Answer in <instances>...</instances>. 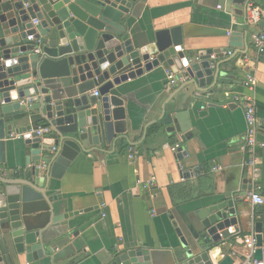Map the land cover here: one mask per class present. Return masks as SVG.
I'll return each mask as SVG.
<instances>
[{
    "label": "crops",
    "instance_id": "0c3cea01",
    "mask_svg": "<svg viewBox=\"0 0 264 264\" xmlns=\"http://www.w3.org/2000/svg\"><path fill=\"white\" fill-rule=\"evenodd\" d=\"M226 2L141 0L128 21L126 38L142 47L153 43L158 31L188 24L244 33V20L236 15L234 7L231 14L222 10ZM252 8L260 11L261 19L257 25L248 23V53L235 63L222 65V83L215 93L188 87L176 94L185 79L170 85L167 73L171 70L162 66L111 93L125 103L132 145L122 140L115 152L80 154L62 179H52L48 196L56 197L54 205L59 207V214L79 212L66 225L49 226L47 247L55 264H107L115 254L131 249L147 250L151 264H179L186 256L185 243L194 245L204 231L202 210L226 200H233L239 207L238 232L218 243L203 241L210 247L213 264L226 256L233 258L234 264H241L242 239L256 231L257 223L264 222V205L252 208L247 199L251 187L245 167L247 125L244 109L234 103L235 95L254 99L262 123L258 139L264 142V57L258 56L252 43V36L264 29V0L255 1ZM228 44L224 36L197 37L185 39L184 47L197 61L202 51L224 50ZM223 55L211 59L227 60V52ZM249 75L254 78L253 90L245 86ZM165 105L167 112L185 113V121L191 126L187 142L182 141V134L169 133L168 126L157 122ZM21 125L31 126L34 132L48 124L34 112ZM24 137L17 130L6 141L0 178L18 179L29 170ZM53 137V133L46 136ZM177 146L187 153L182 160L178 149L173 151ZM258 155L264 196V149ZM214 167L218 170L213 171ZM139 179H152L154 187L144 189L138 185ZM42 216L36 213L32 219L41 224ZM11 254L12 259H6L5 264H51L47 259L30 263L27 255H19L14 249Z\"/></svg>",
    "mask_w": 264,
    "mask_h": 264
},
{
    "label": "water",
    "instance_id": "95a60500",
    "mask_svg": "<svg viewBox=\"0 0 264 264\" xmlns=\"http://www.w3.org/2000/svg\"><path fill=\"white\" fill-rule=\"evenodd\" d=\"M255 1L263 0H227L221 6L228 14L234 7L244 20V33L188 24L160 30L153 43L136 47L126 37L141 0H0V165L6 141L19 130L30 166L18 179L0 178V264L12 259V249L27 255L30 263L47 259L55 264L47 247L49 226L66 225L79 212L59 214L56 197L48 196L52 179H62L80 154H109L122 140L132 145L125 103L111 93L160 66L185 79L176 94L188 87L215 93L222 83V65L248 53V13ZM220 36L228 37V48L202 51L197 61L184 47L185 39ZM226 52L231 55L225 61L211 59ZM34 112L52 128L53 138L38 137L31 126L21 125ZM185 117L167 112L165 105L157 122L168 126L169 133L182 134L185 143L191 130ZM183 155L187 153L181 146L178 158ZM36 213L43 215L41 224L32 219ZM201 217L204 231L194 245L185 243L186 256L179 264H213L203 240L218 243L220 233L228 238L238 232L240 212L233 200L209 206ZM256 232L260 248L261 222ZM261 259L259 249L255 260ZM107 264H151V254L126 250ZM218 264L234 260L226 256Z\"/></svg>",
    "mask_w": 264,
    "mask_h": 264
},
{
    "label": "built area",
    "instance_id": "2783aa9c",
    "mask_svg": "<svg viewBox=\"0 0 264 264\" xmlns=\"http://www.w3.org/2000/svg\"><path fill=\"white\" fill-rule=\"evenodd\" d=\"M261 13L258 9H251L248 13V23L257 25L260 23ZM29 41H33L34 37L31 36L28 38ZM252 43L257 52L258 56H264V29L259 33H256L252 36ZM229 56L230 52L227 53ZM198 60V59H197ZM168 82L170 85L176 86L179 83L183 82V78L177 77L173 72L168 71L167 73ZM254 78L252 75L247 77L245 82V86L249 90H253L254 88ZM97 95V93H95ZM234 103L240 105L244 109L245 120H246V136H245V148L247 153V161L245 162V167L248 170L249 177L251 179L250 189L247 195V199L252 206V208H256L258 206L264 205V196L261 193V186L259 184L261 170H260V159H259V151L264 149V142L258 139L259 132L262 127V123L257 116L256 112V104L252 97L247 95H235ZM38 137L44 138L50 134H52V128L50 126H40L34 130ZM17 138H22V135H17ZM178 149V146L173 149L174 152ZM56 149H53L55 152ZM218 167H214L213 171H217ZM138 185L142 186L144 189H150L154 187V181L148 180L144 181L139 179L137 181ZM102 207H105L103 205ZM105 217V214H103ZM257 235L258 233L253 230L252 233L248 236H245L242 239V245L244 248L243 259L241 264H264V222L262 225V247L257 246ZM220 238L224 239L223 233H220ZM262 251V259L260 261L255 260V255L257 250Z\"/></svg>",
    "mask_w": 264,
    "mask_h": 264
},
{
    "label": "trees",
    "instance_id": "16d2710c",
    "mask_svg": "<svg viewBox=\"0 0 264 264\" xmlns=\"http://www.w3.org/2000/svg\"><path fill=\"white\" fill-rule=\"evenodd\" d=\"M261 58H263L264 56H260ZM43 126H48V125H43Z\"/></svg>",
    "mask_w": 264,
    "mask_h": 264
}]
</instances>
